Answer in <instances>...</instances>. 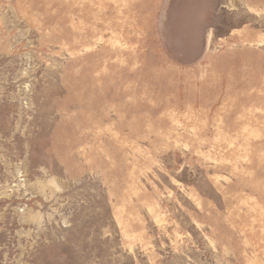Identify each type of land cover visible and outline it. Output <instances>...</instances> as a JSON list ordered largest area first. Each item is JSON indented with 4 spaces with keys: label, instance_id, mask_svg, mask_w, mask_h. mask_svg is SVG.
Instances as JSON below:
<instances>
[{
    "label": "rangeland",
    "instance_id": "obj_1",
    "mask_svg": "<svg viewBox=\"0 0 264 264\" xmlns=\"http://www.w3.org/2000/svg\"><path fill=\"white\" fill-rule=\"evenodd\" d=\"M0 264H264V0H0Z\"/></svg>",
    "mask_w": 264,
    "mask_h": 264
}]
</instances>
